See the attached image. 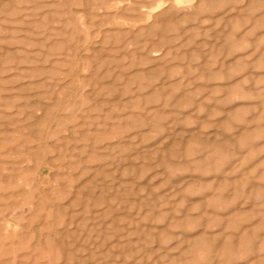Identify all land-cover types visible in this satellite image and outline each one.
<instances>
[{"label":"rangeland","instance_id":"374dc122","mask_svg":"<svg viewBox=\"0 0 264 264\" xmlns=\"http://www.w3.org/2000/svg\"><path fill=\"white\" fill-rule=\"evenodd\" d=\"M0 264H264V0H0Z\"/></svg>","mask_w":264,"mask_h":264}]
</instances>
